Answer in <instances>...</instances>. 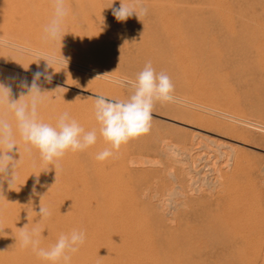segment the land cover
Wrapping results in <instances>:
<instances>
[{
    "label": "rangeland",
    "instance_id": "374dc122",
    "mask_svg": "<svg viewBox=\"0 0 264 264\" xmlns=\"http://www.w3.org/2000/svg\"><path fill=\"white\" fill-rule=\"evenodd\" d=\"M7 1L0 2V9L6 7V11L10 7ZM29 1L13 0L12 9H8L13 12L11 18L7 15L5 17L4 13L3 17L0 13V40L10 45L0 47V83L11 89L12 100H18L21 94L26 95L28 92L27 88L21 87L22 82L30 86L36 72L50 75V82L44 75L37 81L41 91H46V99L39 108V118L55 125L59 115L67 111L85 131L95 129L98 137L97 143L85 151L67 152L54 168L40 158L38 150L21 139L15 131L12 114L0 108V118L13 123L17 145L11 152L17 162L15 182L10 187L20 186L30 191L37 210L39 201L45 206L51 201L52 205L55 204L53 207L62 205L60 208H64L62 211L52 205L46 206L49 210L54 209L52 214L56 211L60 216L58 218L54 213L55 219L52 215V218L45 219L51 231L49 236L57 238L59 234L84 230L86 241L78 252L84 256H95L97 264L115 259H121L120 264L139 261L144 264H264V227L260 239H257L259 237L256 234L259 226L264 223V0H216L220 4L214 0H171V3L170 0H65L68 15L62 25V39L55 43L44 42L45 32L41 30L37 34L34 27L35 24L49 25L53 21L54 0ZM121 2L137 8L143 5L148 13L141 15L140 19L133 14L126 21L118 22L113 9H119ZM21 4L23 11L19 12ZM165 15L174 21L167 17L163 19ZM153 16L157 18L156 21ZM138 19L140 21L137 25ZM160 22L168 24L167 28L173 26L169 31ZM66 52L68 54L64 56ZM36 53L55 54L57 57L61 54L67 64L62 62L48 66ZM163 54L168 56L159 57ZM148 61H151L157 73L164 72L171 78L174 100L157 101L150 131L121 145L118 151L114 150L113 156L98 161L96 154L109 145L99 135V124L94 115L95 97L102 95L108 99H127L129 89L116 86L111 81L122 77L134 80ZM94 63H99L103 68ZM185 64L188 66L184 68ZM108 72L110 75H105ZM190 85L214 93L213 99L220 103L207 100L200 106L196 104L198 108L194 109L196 106L191 103L195 101L188 93L192 87ZM219 97H223L222 102ZM233 103L235 107L231 105ZM220 104L225 107L224 110L221 106V110L225 112L229 109L230 113L228 110L225 115L220 110L218 114L215 110H219ZM201 108L204 110L201 111ZM188 109L194 111L191 113ZM207 109L215 112L211 110L210 113ZM240 110L246 111L243 113ZM235 111L241 117L245 114L248 118L244 119L249 120L248 124V120L245 121L237 114V118L233 116ZM189 113L192 118L191 115L187 117ZM190 119L193 120L191 124L187 122ZM11 172L10 168L7 173L0 174V185L10 188L4 177H10ZM117 185L119 188H116ZM39 187L41 193L40 190L36 192ZM114 190L116 195H111ZM126 194H130L131 199ZM154 195H157L156 198ZM126 196L132 200L131 203H140V208L144 205L145 210L141 208L146 213L142 214L143 219L153 221H150L152 224L148 222L152 229L144 222L143 226L134 228L139 232V237L157 240L161 232L165 236L172 234L175 247L169 253L159 250L150 256V252H123L117 245H111L107 227L113 212L108 206L117 200L127 203ZM43 200H46L45 204ZM58 202L63 204L58 206ZM131 203L128 201V205ZM68 204L69 207H76L67 210ZM89 206H93L90 207L92 211ZM93 209L97 211L96 215ZM89 211L93 216H88ZM147 212L155 220L149 219ZM155 214L159 215V220ZM109 215L111 217H107ZM154 228L161 231H155L154 236L145 235L152 233ZM73 256L78 258V253Z\"/></svg>",
    "mask_w": 264,
    "mask_h": 264
},
{
    "label": "clouds",
    "instance_id": "9594fccd",
    "mask_svg": "<svg viewBox=\"0 0 264 264\" xmlns=\"http://www.w3.org/2000/svg\"><path fill=\"white\" fill-rule=\"evenodd\" d=\"M54 2V19L44 29L43 39L46 43L61 41L62 25L68 15L65 0H54ZM147 13L148 9L143 5L137 8L122 2L119 9H113V15L121 22L133 14L140 19L141 15ZM6 46H10L9 42L0 40V47ZM24 51L32 50L24 49ZM36 55L40 57L39 59L45 60L48 66L62 62L67 64V60L61 54L60 57L55 54L36 53ZM42 75L50 82V75L36 72L30 86L22 82L21 87L27 88L28 92L26 95L21 94L18 100H12L11 89L0 83V108H5L12 114L15 131L19 133L21 139L38 150L40 158L46 164L55 168L56 163L67 152L85 151L97 143L98 137L95 129L85 131L67 111L59 115L55 125L43 122L39 118V108L46 99V91L42 92L37 84ZM111 83L128 88L129 95L124 100L108 99L102 95L95 97L94 115L99 124V135L109 145L96 154L95 158L98 161L113 156L114 150L118 151L121 145L150 131L153 109L157 101L174 100V85L171 78L164 72L157 73L151 61L146 62L134 80L122 77L112 80ZM14 136L13 123L0 118V174L12 169L10 177H4L8 180L9 187L15 182L14 171L17 162L11 155L14 147L17 146ZM37 215L41 220H45L51 212L40 202ZM26 225L19 228V236L15 238L16 243L24 248L31 247L38 257L51 264H71L73 254L77 253L86 241L84 230H73L70 234L60 235L53 245L44 248L40 246L43 229L39 222L31 229Z\"/></svg>",
    "mask_w": 264,
    "mask_h": 264
},
{
    "label": "bare ground",
    "instance_id": "6f19581e",
    "mask_svg": "<svg viewBox=\"0 0 264 264\" xmlns=\"http://www.w3.org/2000/svg\"><path fill=\"white\" fill-rule=\"evenodd\" d=\"M3 1V0H2ZM1 0H0V2H2ZM14 1H16L17 2V0H14ZM30 1H32V0H30ZM29 1V2H30ZM109 1V0H108ZM142 1V0H141ZM165 1V0H164ZM208 1V0H207ZM216 0H214V2H215ZM219 1V0H218ZM218 1H216V2H218ZM7 2H9V5H10V7H8L7 8V10L5 11V8L6 7H4L3 9H0V13H2V16H3V13H4V15H5V17H6V15L8 16V17H10L11 18V16H13V12H10V11H8V9H12L11 8V6H13L12 4H13V0H9V1H7ZM75 2V1H74ZM142 2H144V1H142ZM170 3H171V0L169 1ZM173 2V1H172ZM206 2V1H205ZM208 2H210V1H208ZM213 2V3H214ZM258 2V1H257ZM38 3V2H37ZM150 3V2H149ZM31 4V3H30ZM144 4V3H143ZM165 4V3H164ZM214 4H216V3H214ZM217 4H220L219 2L217 3ZM6 5H7V3H6ZM17 5H18V3H17ZM155 6H156V4H154ZM161 6H163L162 4H160ZM209 5V4H208ZM1 6V5H0ZM8 6V5H7ZM20 6V5H19ZM169 6V5H168ZM171 6V5H170ZM216 6V5H215ZM217 6H219V5H217ZM21 9H20V11L19 12H21V11H23V9H22V4H21ZM67 7V6H66ZM164 7H165V5H164ZM163 7V8H164ZM220 8H221V6H219ZM237 7V6H236ZM16 8H19V7H16ZM161 8V7H160ZM171 8V7H170ZM37 9H39V8H37ZM154 9V8H153ZM166 9H168V8H166ZM31 10V9H30ZM76 10V9H75ZM157 10V9H156ZM17 11V10H16ZM29 11V10H28ZM38 11V10H37ZM30 12V11H29ZM36 12V11H35ZM163 12H165V14H168L166 11H163ZM171 12V11H170ZM169 12V13H170ZM24 13V12H23ZM37 13V12H36ZM30 14V13H29ZM40 14L41 15H43L41 12H40ZM209 14V13H208ZM236 14V13H235ZM21 15V14H20ZM25 15V14H24ZM38 15H39V13H38ZM156 15V14H155ZM162 15H164V14H162ZM27 16V15H26ZM167 16H169V15H167ZM166 15L164 16V18L163 19H165V17H167ZM172 16V15H171ZM240 16V15H239ZM4 17V16H3ZM33 17H34V15H33ZM113 17V16H112ZM154 17V16H153ZM236 17V16H235ZM24 18V17H23ZM26 18V17H25ZM41 18V17H40ZM47 18V17H46ZM168 18V17H167ZM2 19H4V18H2ZM8 19V18H7ZM17 19V18H16ZM168 19H170V17L168 18ZM6 20V19H5ZM5 20H2V22L3 21H5ZM51 20V19H50ZM157 20V18L155 19V17H154V21H156ZM167 20V19H166ZM170 20H172V19H170ZM7 21V20H6ZM39 21V19L37 20V22ZM126 21V20H125ZM135 21H137V19L135 20ZM139 19H138V22H137V25H138V23H139ZM160 21H162V20H160ZM165 21V20H164ZM172 21H174V20H172ZM15 22V21H14ZM13 22V24H16V23H14ZM119 22V21H118ZM28 23V22H27ZM47 23H48V21H47ZM160 23H163L164 25H165V22H160ZM166 23H168V21H166ZM170 23V22H169ZM168 23V24H169ZM6 24H9V22L8 23H6ZM6 24L4 23V28H6ZM12 24V23H11ZM10 24V25H11ZM141 24V23H140ZM139 24V25H140ZM154 24V23H153ZM157 25H158V23H156ZM155 24V25H156ZM167 24V25H168ZM172 24V23H171ZM170 24V25H171ZM27 25V24H26ZM48 25V24H47ZM47 25H45V24H38V25H34V27H36V29L35 30H37V34L42 30V31H44V29H45V27L47 26ZM136 25V26H137ZM167 25H165V27L167 28ZM160 26V25H159ZM163 26V25H162ZM169 26V25H168ZM172 26H173V24H172ZM172 26H170V27H172ZM174 26H175V22H174ZM164 27V26H163ZM169 27V28H170ZM211 27V26H210ZM20 28H22V27H20ZM77 28V27H76ZM169 28H167L168 30H169ZM9 29V28H8ZM26 29V28H25ZM63 29V28H62ZM73 29H74V27H73ZM172 29V28H171ZM5 30V29H4ZM71 30V29H70ZM75 30V29H74ZM73 30V31H74ZM172 30H174V27H173V29ZM8 31V30H7ZM30 31V30H29ZM63 31V30H62ZM67 31V30H66ZM68 31H69V29H68ZM77 31V30H76ZM170 31V30H169ZM168 31V32H169ZM123 32V31H122ZM151 32V31H150ZM164 32V31H163ZM167 32V33H168ZM175 32V31H174ZM108 33V32H107ZM125 33V32H124ZM131 33V32H130ZM172 33H173V31H171V35H172ZM72 34V36L74 35L73 33H71ZM76 34H77V32H76ZM91 34V33H90ZM89 34V35H90ZM127 34V33H126ZM33 35H35V34H33ZM64 35V34H63ZM68 35V34H67ZM78 35V34H77ZM76 35V36H77ZM124 35V34H123ZM169 35V34H168ZM13 36V35H12ZM90 36H92V34L90 35ZM94 36H95V34H94ZM161 36H163L164 37V35H161ZM170 36V35H169ZM44 37V36H43ZM89 37V36H88ZM16 39V38H15ZM34 39H37V38H34ZM94 39V38H93ZM14 40V39H13ZM38 40V39H37ZM84 40V39H83ZM86 40H87V38H86ZM96 40V39H95ZM94 40V41H95ZM138 40V39H137ZM164 40V39H163ZM31 42V41H30ZM32 42H34V41H32ZM45 42V41H44ZM86 42V41H85ZM165 41H163V43H164ZM171 42H173V40L171 41ZM43 43V42H42ZM83 43H84V41H83ZM132 43V42H131ZM31 44V43H30ZM161 44V43H160ZM165 44V43H164ZM58 45V44H57ZM60 45V44H59ZM70 45V44H69ZM71 45H72V43H71ZM74 45V44H73ZM19 46V45H18ZM65 46V45H64ZM78 47V46H77ZM20 48V47H19ZM23 48V47H22ZM44 48V47H43ZM61 48L63 49V47L61 46ZM66 48H67V45H66ZM61 49V50H62ZM68 49V48H67ZM72 49H73V46H72ZM76 49V48H75ZM71 50V49H70ZM69 50V51H70ZM65 51H66V49H65ZM76 51V50H75ZM78 51V50H77ZM9 52V51H8ZM72 52V51H71ZM71 52H69V54L71 53ZM79 52V51H78ZM7 53V52H6ZM74 53V52H73ZM66 54H68L67 52L65 53V55L64 56H66ZM80 54V53H79ZM80 55H82V54H80ZM159 55V54H158ZM70 56V55H69ZM168 56V54H163L162 56H159V57H167ZM72 57V56H71ZM76 57V56H75ZM80 57V56H79ZM78 57V58H79ZM93 57V56H92ZM74 58V57H73ZM88 58V57H87ZM86 58V59H87ZM8 59V58H7ZM33 59V58H32ZM75 59L76 58H74V59H72V60H74L75 61ZM81 59H83V58H81ZM80 59V60H81ZM89 59V58H88ZM91 59V58H90ZM89 59V60H90ZM95 59H97L96 57H95ZM79 60V59H78ZM92 60V59H91ZM5 61H7V60H5ZM85 60H83V62H84ZM92 61H94L95 62V60H92ZM100 61V60H99ZM102 62H104L105 63V61H103V60H101ZM18 62V61H17ZM77 62V61H76ZM97 62V61H96ZM79 63V62H78ZM84 63H86V62H84ZM14 64V63H13ZM87 64H90V63H88L87 62ZM94 64H99V63H94ZM107 64H108V62H107ZM104 65V64H103ZM108 65H110V64H108ZM107 65V66H108ZM91 66H92V63H91ZM99 66H100V64H99ZM188 65L187 64H185L184 65V68L185 67H187ZM93 67V66H92ZM94 67H96V66H94ZM101 67V66H100ZM136 67V66H135ZM31 68V67H30ZM97 68H98V66H97ZM101 68H103V67H101ZM111 68H112V66H111ZM33 69V68H32ZM197 69H199V68H197ZM47 70V69H46ZM84 70V69H83ZM230 70V69H229ZM60 71V70H59ZM95 71H97V70H95ZM101 71V70H100ZM102 71H103V69H102ZM110 71V70H109ZM199 71V70H198ZM46 72V71H45ZM106 72H107V69H106ZM114 72V71H113ZM89 73V72H88ZM100 73V72H99ZM108 74H109V72H108ZM110 76H112V71H110ZM115 74V73H114ZM97 75V74H96ZM100 75V74H99ZM116 75V74H115ZM108 76V75H107ZM110 78V77H109ZM109 78H107V79H109ZM113 78V77H112ZM203 78L205 79V77H204V75H203ZM111 79V78H110ZM107 86H109L108 84H106ZM79 86H82V85H79ZM190 86H192V85H190ZM111 87H114V86H111ZM238 87V86H237ZM79 88V87H78ZM199 86H197V85H193L191 88H190V92H189V90H188V93L190 94V96H192V99H194L193 101H195V102H192V99H190V101L192 102L191 104H193V106H194V104H195V106H196V104L198 105V106H200L201 104H202V102H205V101H209L210 100V102H211V100H213V101H217V103H220V101H218V100H216V99H213V97H214V93H209V92H206V91H202V90H199ZM94 89V88H93ZM241 91V90H240ZM239 91V92H240ZM187 93V92H186ZM241 93V92H240ZM115 95V94H114ZM183 96V95H182ZM189 96V97H190ZM239 96H240V94H239ZM216 97H217V95H216ZM215 97V98H216ZM185 98H187L186 96H185ZM221 98H223V97H219V99H221ZM229 98V97H228ZM178 99V98H177ZM205 99V100H204ZM217 99H218V97H217ZM230 99V98H229ZM186 100V99H185ZM204 100V101H203ZM224 100V99H223ZM231 100H233V99H231ZM237 100V99H236ZM239 100V99H238ZM189 101V102H190ZM228 101V100H227ZM241 101V100H240ZM187 102V101H186ZM221 102H222V99H221ZM229 102L231 103V101L229 100ZM232 102H234V101H232ZM183 103H184V100H183ZM209 103V102H208ZM208 103H204V104H207L208 105ZM225 103L227 104V102H226V100H225ZM188 104H190V103H188ZM212 104H214V102H212ZM221 104H223V103H221ZM219 105V110H215L216 112L217 111H219L220 112V108H221V106H222V108L224 109L225 107L223 106V105ZM181 105V104H180ZM182 105H184V104H182ZM209 105H211L210 103H209ZM215 105H218V104H215ZM225 105V104H224ZM229 106H230V104H228ZM231 105H234V103L233 104H231ZM247 105V104H246ZM179 106V105H178ZM185 106H187V105H185ZM227 106V105H226ZM243 106V105H242ZM203 107H204V105H203ZM213 107V106H212ZM216 107H218V106H216ZM228 107V106H227ZM233 107V106H232ZM232 107H231V109H232ZM234 107H235V105H234ZM184 108V107H183ZM189 108V107H188ZM191 108V107H190ZM192 108H194V107H192ZM198 107L196 106L194 109H197ZM207 108V107H206ZM237 108H238V106H237ZM237 108H234V109H236V111L238 110ZM246 108H247V106H246ZM178 109V108H177ZM202 109L203 108H201V111H202ZM222 109V110H223ZM189 110V109H188ZM204 110V109H203ZM208 110V109H207ZM211 110H213V109H211ZM211 110H208V111H210V113L212 112ZM221 110V111H222ZM225 110V109H224ZM224 110L222 111V112H224ZM229 110V109H228ZM228 110L227 111H225L224 113H225V115H227L226 114V112H228ZM247 110V109H246ZM246 110H244V111H246ZM189 111H191V110H189ZM194 110H192L191 111V113L193 112ZM199 111V110H198ZM214 111V110H213ZM214 111V112H215ZM236 111H235V113L233 114V116H235V114H237L238 116H239V110L237 111L238 113H236ZM241 111V110H240ZM243 110L241 111V112H243V113H245ZM200 112V111H199ZM204 112V111H203ZM234 112V111H233ZM232 112V113H233ZM218 113V112H217ZM224 113H221L222 114V116L224 115ZM229 113H230V110H229ZM228 113V116L230 117L231 115ZM231 113V114H232ZM194 114V113H193ZM196 114V113H195ZM207 113H205V115H206ZM218 114H220V113H218ZM241 114V113H240ZM191 114L189 113V115H187V117L188 116H190ZM245 114H243V117H241V116H239V117H241V118H243L244 119V117H246V118H248L247 116H244ZM248 115V114H247ZM209 116V115H208ZM215 116H217V115H215ZM221 116V115H220ZM191 118H192V115L190 116ZM213 117V116H212ZM218 117V116H217ZM227 117V116H226ZM236 117V116H235ZM252 117V116H251ZM185 118V117H184ZM197 118H199V117H197ZM208 118V117H207ZM209 118H211V117H209ZM220 118V117H219ZM237 118V117H236ZM244 119L245 121L246 120H248V119ZM188 119V118H187ZM194 119V118H193ZM204 119H205V117H204ZM216 119V118H215ZM225 119V118H224ZM227 119V118H226ZM225 119V120H226ZM242 119V120H243ZM191 120L192 119H190V121H187L188 123H190L191 124ZM210 120V119H209ZM212 120H214V119H212ZM219 120V119H218ZM230 120V119H229ZM252 120V119H251ZM193 121V120H192ZM217 120H215V122H216ZM221 121V120H220ZM228 121V120H227ZM240 122H241V120H239ZM186 122V123H187ZM195 122V121H194ZM209 122V121H208ZM207 122V123H208ZM213 122V121H212ZM215 122H213V123H215ZM232 122H233V120H232ZM231 122V123H232ZM236 122H238V119L236 120ZM247 122H249V120L248 121H246V123ZM185 123V122H184ZM187 123V124H188ZM197 123V122H196ZM196 123H195V125H196ZM212 123V124H213ZM252 123H253V121H252ZM203 124V123H202ZM211 124V123H210ZM209 124V125H210ZM222 124V123H221ZM236 124H238V123H236ZM248 124V123H247ZM194 125V124H193ZM200 125V124H199ZM223 126H224V123L222 124ZM233 125V124H232ZM244 125H246V124H244ZM253 125V124H252ZM201 126V125H200ZM220 126V129H221V125L219 124L218 125V127ZM222 126V127H223ZM204 127V126H203ZM210 128H211V126H209ZM216 127H217V125H216ZM225 127V126H224ZM233 127H234V125H233ZM232 127V129H234ZM236 127H238V126H236ZM248 127H252V126H249L248 125ZM197 128H199V126L197 127ZM213 128H215V127H213ZM212 128V129H213ZM240 128V127H239ZM239 128H237V130L239 129ZM196 129V128H195ZM200 129H201V127H200ZM204 129V128H203ZM246 129V128H245ZM235 130H236V128H235ZM247 130V129H246ZM198 131V130H197ZM213 132V131H212ZM221 132V131H220ZM250 132V131H249ZM255 134H256V132H254ZM260 133V132H259ZM200 135H202L201 133H199ZM248 134V133H247ZM206 135V134H205ZM222 136H223V134H222ZM247 136H249V135H247ZM197 137V136H196ZM193 138V137H192ZM206 138V137H205ZM199 140V139H198ZM200 141V140H199ZM201 142V141H200ZM230 142H232V141H230ZM203 143H205V142H203ZM213 143V142H212ZM222 143V142H221ZM251 143V142H250ZM261 143V142H260ZM224 144V143H223ZM252 144V143H251ZM257 144V143H256ZM167 145V144H166ZM196 145H198V144H196ZM205 145V144H204ZM209 145V144H208ZM208 145H207V148H208ZM238 145V144H237ZM259 146H260V144H258ZM153 146V145H152ZM155 146H156V144H155ZM175 146V145H174ZM154 147V146H153ZM167 147V146H166ZM171 147V146H170ZM216 147V146H215ZM226 147V146H225ZM244 147V146H243ZM246 147V146H245ZM258 147V146H257ZM168 148V147H167ZM173 148V147H172ZM172 148H171V150H172ZM202 148V147H201ZM210 148V147H209ZM15 149V148H14ZM189 149V148H188ZM192 149V148H191ZM190 149V150H191ZM203 149V148H202ZM230 149V148H229ZM238 149V148H237ZM236 149V150H237ZM186 150V149H185ZM166 151H167V149H166ZM170 150H168L167 152H169ZM236 152V151H235ZM160 153V152H159ZM170 153V152H169ZM176 153V152H175ZM189 153V152H188ZM161 154V153H160ZM159 154V155H160ZM174 154V153H173ZM191 154V153H190ZM176 156H177V154H176ZM171 157H172V155H171ZM135 158V157H134ZM199 158H201V157H199ZM142 159H144V158H142ZM172 159H174V158H172ZM148 160V159H147ZM183 160V159H182ZM133 161V160H132ZM159 161V160H158ZM170 161V160H169ZM137 162V161H136ZM148 162V161H147ZM132 163V162H131ZM135 163V162H134ZM133 163V164H134ZM149 163V162H148ZM155 163H157V161L155 162ZM160 163V162H159ZM158 163V164H159ZM182 163V162H181ZM199 163V162H198ZM139 164V163H138ZM180 164V163H179ZM184 164V163H183ZM152 165V164H151ZM178 165V164H177ZM225 165V164H224ZM145 166V165H144ZM161 166V165H160ZM192 166V165H191ZM216 166V165H215ZM203 167V166H202ZM208 167V166H207ZM219 167V166H218ZM205 168V167H204ZM183 170V169H182ZM191 170V169H190ZM213 170V169H212ZM164 171V170H163ZM213 172V171H212ZM201 174V173H200ZM220 175V174H219ZM189 176V175H188ZM192 176V175H191ZM212 176V175H211ZM114 177H115V175H114ZM159 177V176H158ZM116 178V177H115ZM221 178V177H220ZM88 179H89V177H88ZM90 180V179H89ZM114 180V179H113ZM194 180V179H193ZM117 181H118V183H119V180L117 179ZM200 181V180H199ZM90 182V181H89ZM114 183V182H113ZM114 184H116V183H114ZM119 185H121L120 183H119ZM119 185H117V187L116 188H119L118 186ZM203 185V184H202ZM39 186H41V185H39ZM112 186V185H111ZM114 186V185H113ZM116 186V185H115ZM122 186H123V184H122ZM36 187H38V186H36ZM116 188H114L113 187V189H115L116 190ZM122 187H120V189H121ZM123 188H124V186H123ZM201 188V187H200ZM112 189V190H113ZM196 189V188H195ZM37 190V189H36ZM40 190V191H39ZM42 190H44L43 188H42ZM115 190H114V194H112L113 192H111V195H116V192H115ZM119 190V189H118ZM124 190H125V188H124ZM150 190V189H149ZM148 190V191H149ZM167 190V189H166ZM35 191V190H34ZM40 192L41 193V188L39 187V189L36 191V192ZM122 191V190H121ZM38 192V193H39ZM118 192V191H117ZM175 192V191H174ZM194 192V191H193ZM198 192V191H197ZM35 193V192H34ZM38 193H35L36 195H38ZM43 193H44V191H43ZM121 193V192H120ZM129 193H131V192H129ZM153 193V192H152ZM192 193V192H191ZM0 194H2L3 196H0V264H51V262H49V261H45V260H43V259H41L40 257H38L37 255H36V253L35 252H33L32 251V249H31V247H28V248H24V247H21L20 246V244L17 242L16 243V241H15V238H18V236H19V232H20V229L19 228H22V227H24L26 224V226H27V228H29V229H31L32 227H34L35 225H36V223L37 222H39V224H40V227L43 229V232H42V235H41V247H44V248H48V247H50L51 245H53L55 242H56V240L59 238V236H57V238H54V236H49V234L51 233V231L49 230V228H47V225H46V223H45V220H41L40 219V217L37 215V213L39 212V210H37L34 206V204H33V202H32V196L33 195H31V192L30 191H28L26 188H23V187H20V186H15V187H10V188H8V187H3L2 185H0ZM171 194V193H170ZM196 194V193H195ZM39 195H42V194H39ZM123 195V194H122ZM126 195H128V198H130L131 199V196H132V193H131V196H130V194H126ZM192 195V194H191ZM43 196H45V195H42V197ZM98 196V195H97ZM117 196H118V193H117ZM124 196H125V194H124ZM133 196H135V195H133ZM143 196V195H142ZM155 196V198H156V196L157 195H154ZM213 196V195H212ZM38 197H40L41 198V196H38ZM116 197V196H115ZM121 197V196H120ZM145 197V196H144ZM34 198V197H33ZM37 198V197H36ZM35 198V199H36ZM119 198V197H118ZM127 198V196H126V200L128 199ZM210 198V197H209ZM41 199H46V198H41ZM85 199V198H84ZM115 199V198H114ZM130 199H128V201H130V203H131V201L132 200H130ZM166 199V198H165ZM201 199V198H200ZM203 199V198H202ZM47 200V199H46ZM46 200H43L44 201V204H45V201ZM107 200V199H106ZM117 200V199H116ZM137 200V199H136ZM135 199L133 200V201H136ZM38 201H39V199H38ZM66 201V200H65ZM111 201H112V199H111ZM121 201V200H120ZM120 201H113L112 203H110V205L112 206H108V208H111V210H112V212H113V214H112V212L111 211H109L111 214H112V217H111V215H109V216H107V217H111V218H109L110 219V221L108 222V227H107V231H108V233L109 234H107L108 236H109V240H110V243H111V245H117L120 249H122L123 250V252H124V250H126V251H130V252H138V251H141V252H150L151 254H150V256H152V254H155V253H157V252H160L159 250H163V251H166V252H168V251H171L175 246H174V244H175V242L173 241V239L171 238V236H172V234H166V236H165V234L163 235L162 234V232L160 233L161 234V236H159V238L156 240V239H152V237H139V232L138 231H136V230H134V228H136L137 229V227L139 228L141 225L143 226L144 224H142L143 222L144 223H147V225H149L148 224V222H153L152 220H150V221H148L146 218L145 219H143V215L144 214H146L145 212H143L142 211V209L141 208H143L144 209V205L140 208V203H138L137 205L135 204V203H131V204H129L128 205V201H127V203H125L124 202V200H122V202H120ZM138 201V200H137ZM39 202H42V201H39ZM47 202H49V201H47ZM51 202V201H50ZM49 202V204L47 203V205H52L51 203ZM54 202V201H53ZM57 202V201H56ZM140 202V201H139ZM55 203V202H54ZM61 203L62 202H60V204H59V202L57 203V205L58 206H60L61 205ZM68 203V202H67ZM102 203V202H101ZM127 204V205H125V204ZM36 204V203H35ZM38 204H40V203H38ZM63 204V203H62ZM160 204V203H159ZM162 204V203H161ZM164 204V203H163ZM167 204V203H166ZM42 205H43V203H42ZM46 205V206H47ZM53 205H55V204H53ZM53 205H52V207H53ZM67 205V204H66ZM66 205H65V207H66ZM109 205V204H108ZM43 206H45V205H43ZM45 206V207H46ZM62 206V205H61ZM60 206V207H61ZM70 206V204H68V206L66 207V209L68 208H70L69 210L71 211V208H73L74 209V207H76L75 205L73 206V207H69ZM97 206V205H96ZM95 206V207H96ZM101 206V205H100ZM99 206V207H100ZM176 206V205H175ZM38 207V206H37ZM39 207H40V205H39ZM51 207V206H50ZM49 207V208H50ZM55 207V206H54ZM53 207V208H54ZM60 207H55L56 209L57 208H59V209H61L62 211H64L63 209L64 208H60ZM90 207H93V206H89V208ZM102 207V206H101ZM148 207V206H147ZM87 208V207H86ZM97 208V207H96ZM95 208V209H96ZM146 208V207H145ZM67 209V210H68ZM78 209V208H77ZM82 209V208H81ZM98 209V208H97ZM96 209V210H97ZM99 209H101V208H99ZM206 209V208H205ZM52 210H54V209H51L50 210V212L52 211ZM58 210V209H57ZM67 210H65V212L67 211ZM90 210H91V208H90ZM108 210H110V209H108ZM145 210V209H144ZM73 211V210H72ZM75 211H78V210H76L75 209ZM92 211V210H91ZM91 211H89V213H88V216H90L91 214H90V212ZM93 211H94V213L93 214H95L96 212H95V210L93 209ZM37 212V213H36ZM53 212V211H52ZM56 211H54V213H55ZM58 212H61L60 210L58 211ZM64 212V213H65ZM109 212H107V213H109ZM143 212V213H142ZM53 213V214H54ZM61 213H63V212H61ZM60 213V214H61ZM73 213V212H72ZM77 213V212H76ZM109 213V214H110ZM151 213V212H150ZM160 213V212H159ZM53 214L51 213V215L53 216ZM57 213H55V215L54 216H59V214H57ZM75 214V213H74ZM93 214L91 215V216H93ZM143 214V215H142ZM147 214H148V212H147ZM51 215H50V217H48V218H52L51 217ZM62 215V214H61ZM63 215H65V214H63ZM77 215H78V213H77ZM86 215H87V213H86ZM96 215V214H95ZM94 215V216H95ZM149 215V214H148ZM156 215V214H155ZM53 216V219H55V217ZM70 216V215H69ZM68 216V217H69ZM72 216V215H71ZM87 216V217H88ZM147 216V215H146ZM145 216V217H146ZM157 216V217H156ZM155 217H156V219L158 218V220H159V215L157 214ZM60 217V216H59ZM58 217V218H59ZM62 217V216H61ZM78 216H75L74 218H77ZM148 217V216H147ZM74 218H73V221H74ZM90 218V217H89ZM153 219L152 217H150V215H149V219ZM91 219H93L92 217H91ZM108 219V218H107ZM108 219V220H109ZM51 219H49V221H50ZM56 220H57V218H56ZM62 220V219H61ZM70 220V219H69ZM95 220H96V218H95ZM153 220H155V219H153ZM262 221V220H261ZM53 223V220L52 221H50V223ZM55 222V221H54ZM150 222V223H151ZM156 222V221H155ZM262 222H264V221H262ZM261 222V223H262ZM185 223V222H184ZM107 224V223H106ZM152 224V223H151ZM150 224V225H151ZM210 224V223H209ZM55 225H57V224H55ZM146 225V226H147ZM150 225L148 226L149 228H151L150 227ZM153 225H154V223H153ZM213 225V224H212ZM48 227H49V225H48ZM164 227V226H163ZM263 227H264V223H262L260 226H259V228L257 229V236L259 237V238H257V239H260V237H261V234L263 233L262 231H263ZM143 228V227H142ZM141 228V229H142ZM228 228V227H227ZM50 229H54V228H50ZM144 229V230H143ZM142 230H143V232H145V228H143ZM152 229V228H151ZM141 230V231H142ZM148 229L146 228V231H147ZM150 230V229H149ZM229 230V229H228ZM53 231H55V230H53ZM155 231H157V232H160L161 230H158V229H155L154 228V231H152V233L150 232V234H145V235H149V236H154L155 234H153ZM164 231H167V230H164ZM163 231V232H164ZM173 231V230H172ZM143 232H141L142 234H143ZM148 232V231H147ZM168 232V231H167ZM53 233V232H52ZM61 233H64L63 231L61 232ZM146 233V232H145ZM156 233V232H155ZM166 233V232H165ZM222 233V232H221ZM196 234V233H195ZM199 234V233H198ZM52 235V234H51ZM59 235H62V234H59ZM157 235V234H156ZM55 236H56V234H55ZM200 236V235H199ZM52 238H54L55 239V241H54V239H52ZM210 240V239H209ZM232 240V239H231ZM256 240V239H255ZM256 242H257V240H256ZM212 244V243H211ZM253 244V243H252ZM179 245V244H178ZM176 246H177V243H176ZM140 252V253H141ZM165 252V253H166ZM78 253V258H77V256L76 257H74V256H72V260H71V264H97V261H96V258H95V256H91V255H86V256H84L83 254H81L80 252H77ZM140 253H139V255H140ZM169 253V252H168ZM83 255V256H82ZM132 255V254H131ZM231 255V254H230ZM236 255V254H235ZM145 257V256H144ZM126 259V258H125ZM142 259V258H141ZM235 259V258H234ZM121 259H115V260H113L112 262H105V263H103V264H120V261ZM130 261V260H129ZM211 262V261H210ZM240 262V261H239ZM169 263V262H168ZM125 264H144L142 261H139V262H137V263H125ZM156 264H159V262H157ZM231 264V263H230Z\"/></svg>",
    "mask_w": 264,
    "mask_h": 264
}]
</instances>
